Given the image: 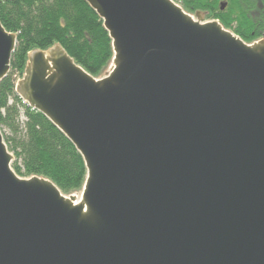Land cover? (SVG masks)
I'll use <instances>...</instances> for the list:
<instances>
[{"label":"water","instance_id":"obj_1","mask_svg":"<svg viewBox=\"0 0 264 264\" xmlns=\"http://www.w3.org/2000/svg\"><path fill=\"white\" fill-rule=\"evenodd\" d=\"M84 1L105 71L55 44L27 55L15 94L86 177L70 194L19 177L0 129V264H264V37L173 0ZM16 41L0 23V82Z\"/></svg>","mask_w":264,"mask_h":264},{"label":"trees","instance_id":"obj_2","mask_svg":"<svg viewBox=\"0 0 264 264\" xmlns=\"http://www.w3.org/2000/svg\"><path fill=\"white\" fill-rule=\"evenodd\" d=\"M173 1L189 14L217 20L246 43L264 37V0ZM0 23L17 37L10 73L0 82V129L14 156L11 167L19 177L50 180L63 194L78 192L86 177L82 157L42 114L16 96L15 85L27 55L55 44L89 75L101 76L112 57L103 23L84 0H5Z\"/></svg>","mask_w":264,"mask_h":264},{"label":"rangeland","instance_id":"obj_3","mask_svg":"<svg viewBox=\"0 0 264 264\" xmlns=\"http://www.w3.org/2000/svg\"><path fill=\"white\" fill-rule=\"evenodd\" d=\"M202 19H203V22L211 21V19H208V18L206 17V15H203V14H202ZM23 120H24L23 117H21V118H20V122H22ZM3 133H4L5 135L8 134L7 130H3Z\"/></svg>","mask_w":264,"mask_h":264}]
</instances>
